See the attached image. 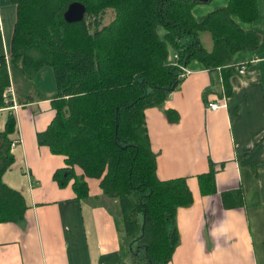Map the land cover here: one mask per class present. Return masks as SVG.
Returning <instances> with one entry per match:
<instances>
[{
    "label": "trees",
    "instance_id": "trees-1",
    "mask_svg": "<svg viewBox=\"0 0 264 264\" xmlns=\"http://www.w3.org/2000/svg\"><path fill=\"white\" fill-rule=\"evenodd\" d=\"M12 1L16 17L7 54L0 33V108L12 102L4 95L10 84L16 102L32 100L37 74L50 66L55 114L36 137L51 152L65 155L67 165L55 169L54 180L65 186L72 178L76 196L87 197L85 177L99 178L103 194L116 200L133 264H167L179 241L177 208L191 204L193 196L185 176L157 175L144 109L163 106L183 79L180 66L192 60L218 70L228 93L229 77L240 66L234 54L256 48L260 40L234 16L255 20L256 0H228L200 19L192 13L196 0H79L85 15L71 22L63 12L73 0ZM201 31L210 33V49ZM169 47L173 63L167 61ZM209 91L203 90L205 101L224 97L216 91L206 99ZM164 113L170 121L178 118L174 109ZM15 124L9 111L0 129V222L19 221L27 207L22 193L2 179L14 159L9 134ZM197 179L202 194L215 192L212 163Z\"/></svg>",
    "mask_w": 264,
    "mask_h": 264
},
{
    "label": "crops",
    "instance_id": "crops-1",
    "mask_svg": "<svg viewBox=\"0 0 264 264\" xmlns=\"http://www.w3.org/2000/svg\"><path fill=\"white\" fill-rule=\"evenodd\" d=\"M227 3L196 0L192 13L200 19ZM256 5L258 16L252 22L234 16L260 40L256 48L234 54L233 62L245 60L247 67L244 73L230 75L228 93L218 70L209 71L192 60L163 106L144 109L157 175L185 176L193 196L191 204L177 208L179 241L167 264H264V0H256ZM15 17V2L0 0L1 48L6 54ZM164 32L159 26L158 33ZM212 44L210 35L209 46H204L210 49ZM173 60L169 47L167 61ZM212 82L215 86L206 99L222 92L223 103L217 107H208L203 98ZM52 93L39 96L35 83L32 100L0 108V129L12 111L16 124L9 137L20 136L11 147L14 159L2 179L22 193L27 205L19 221L0 222V264H133L124 227L115 217L116 200L103 194L100 179L86 176L88 196L78 197L72 178L65 186L53 178L55 169L67 165L65 155L51 152L36 137L55 114ZM167 108L178 113L177 120H168ZM210 163L216 190L202 194L197 175L209 170ZM74 170L82 173L78 166Z\"/></svg>",
    "mask_w": 264,
    "mask_h": 264
},
{
    "label": "rangeland",
    "instance_id": "rangeland-1",
    "mask_svg": "<svg viewBox=\"0 0 264 264\" xmlns=\"http://www.w3.org/2000/svg\"><path fill=\"white\" fill-rule=\"evenodd\" d=\"M202 32V31H201ZM203 36H201V41L202 43L205 45V46H209V39H210V34L206 31H203ZM201 35V33H200ZM48 68V70L46 68L42 69L41 72H39V74H37L36 76V80L38 81L39 80V77L41 76L42 77V82H37V89L39 90V92L43 93V94H47V92H54L55 91V85H54V79H53V75H52V69L50 66H46ZM48 73V77H46V74ZM39 76V77H38ZM52 83V89L49 90L48 89V86H50V84ZM215 86V83L212 82L211 83V86L210 88H214ZM15 138H19L20 140V136H16ZM14 139V138H13ZM11 139V142L12 140ZM19 142V141H18ZM17 142V143H18ZM16 143V144H17ZM10 146H11V143H10ZM14 146V145H13ZM12 147V146H11ZM115 217L118 218L117 221L119 222L120 224V227H123V221H122V218L119 216L120 214L116 211V208H115ZM124 241L126 242V245H127V249H128V243H127V238L126 236L123 237ZM129 254L131 253V251H129Z\"/></svg>",
    "mask_w": 264,
    "mask_h": 264
},
{
    "label": "built area",
    "instance_id": "built-area-1",
    "mask_svg": "<svg viewBox=\"0 0 264 264\" xmlns=\"http://www.w3.org/2000/svg\"><path fill=\"white\" fill-rule=\"evenodd\" d=\"M174 58H175V54H174ZM255 58H252V59H255ZM173 62H174V60H173ZM173 62H171V63H173ZM246 65H247V61H245V60L240 62V66L238 67V72L244 73L246 70V67H247ZM180 67H181V75L182 76L189 72V69L185 65H181ZM4 95H5V101H8L9 98L12 100L11 104H9L8 107L16 108L18 106V102H16V100H15V92H14V87L12 84L8 85L5 88ZM222 103H223V99L222 100L210 99L207 101L206 105L208 107H217V106L221 105ZM18 141H19V138H14L11 142V146L15 145Z\"/></svg>",
    "mask_w": 264,
    "mask_h": 264
},
{
    "label": "water",
    "instance_id": "water-1",
    "mask_svg": "<svg viewBox=\"0 0 264 264\" xmlns=\"http://www.w3.org/2000/svg\"><path fill=\"white\" fill-rule=\"evenodd\" d=\"M200 1H206V0H200ZM86 12V6L83 2L79 0H73L69 2L67 7L65 8L63 12V16L65 20L67 21H78L83 19Z\"/></svg>",
    "mask_w": 264,
    "mask_h": 264
}]
</instances>
